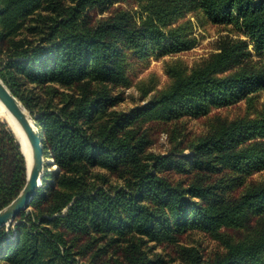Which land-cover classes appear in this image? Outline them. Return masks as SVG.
I'll return each instance as SVG.
<instances>
[{
  "label": "trees",
  "instance_id": "obj_1",
  "mask_svg": "<svg viewBox=\"0 0 264 264\" xmlns=\"http://www.w3.org/2000/svg\"><path fill=\"white\" fill-rule=\"evenodd\" d=\"M121 1L0 0V78L34 116L43 158L52 161L44 166H56L30 209L0 228V264H73L75 255L87 257L79 264H264V225L250 226L264 215V180L245 177L264 168V103L252 116L210 118L208 132L188 144L177 126L185 115L251 102L264 87V0H132L138 18L112 5ZM94 7L109 13L92 22L86 9ZM184 8L232 24L247 40L221 39L203 66L171 69L167 89L128 112L111 109L119 97L107 85L128 84L129 58L185 42L182 27L166 29ZM47 87L64 90L58 105L43 102L38 90ZM158 131L178 152L148 151ZM185 147L191 159L180 155ZM168 166L184 183L163 174ZM26 176L19 144L0 121V209ZM188 231L221 236L224 252L204 258L182 245L177 257L149 252L147 243L175 245Z\"/></svg>",
  "mask_w": 264,
  "mask_h": 264
},
{
  "label": "rangeland",
  "instance_id": "obj_2",
  "mask_svg": "<svg viewBox=\"0 0 264 264\" xmlns=\"http://www.w3.org/2000/svg\"><path fill=\"white\" fill-rule=\"evenodd\" d=\"M132 0H122L115 2L112 5L116 6L118 3L128 9L138 18V6ZM70 3L67 2L66 5ZM132 5V6H129ZM86 13L92 22L109 13L106 9L103 13L99 12L97 7L86 9ZM182 27L184 29L181 38L185 41L178 49L169 50L161 45L151 46L148 54L143 57L129 58L131 64L128 69V84L124 87H114L107 85L110 89V94L118 96L119 101L111 109L119 112H128L130 109L146 102L152 95L163 89H167L173 82L171 76V69L179 67L186 72H190L193 68L203 66L210 57L218 51L220 41L223 38H236L240 36L247 40V37L236 31L232 24L226 23H212L200 10H189L184 8L171 22L166 26L167 28ZM248 51L251 53L253 59H259L252 48V44L248 45ZM62 88L57 87L56 91L51 88L38 90L40 96L45 98L43 102L52 101L56 105L59 104L62 98ZM67 91V90H65ZM146 94V95H145ZM253 99L247 102L245 99H239L234 103L225 106H213L209 113L205 116H190L185 115L178 119L177 126L183 130V143L188 144L193 140L204 136L208 132L209 119L214 116L222 118L236 119L247 115L252 116V110L260 107L264 103V87L252 93ZM31 117L34 116L27 110ZM34 119V118H33ZM2 121V120H0ZM169 133L167 131H158L154 136V143L148 148L149 152L155 154H165L170 151L178 152L175 147L176 144L169 140ZM251 142V141H248ZM180 155H184L187 159H191L192 151L190 148H183ZM54 166L43 168L41 177L45 174L51 173ZM163 174L174 181H182L184 183V176L181 175L173 166L163 167ZM246 180H264V168L245 175ZM111 183L116 184L115 178H110ZM119 183V182H118ZM29 206V205H28ZM27 207L24 210H29ZM23 211V210H22ZM10 225V223H9ZM8 226L4 228L7 229ZM264 225V215L251 217L250 226L262 227ZM227 233L226 229H223ZM231 236L239 237L242 231L228 230ZM149 252L152 254H160L164 257H177L176 248L180 245L187 247H194L199 251L201 257H211L215 253H223L225 247L223 239L211 232L202 231H188L187 233L178 237L175 245L163 242H149L146 244ZM73 264L84 262L87 257L75 255ZM177 261V260H176ZM91 264V263H90Z\"/></svg>",
  "mask_w": 264,
  "mask_h": 264
},
{
  "label": "water",
  "instance_id": "obj_3",
  "mask_svg": "<svg viewBox=\"0 0 264 264\" xmlns=\"http://www.w3.org/2000/svg\"><path fill=\"white\" fill-rule=\"evenodd\" d=\"M0 102L17 120L23 135L22 138L24 139V143L28 147L27 149L21 139L19 141L17 140L20 151L25 160L27 170L26 182L19 194L10 203L0 209V228H2L13 222L19 212L26 209L32 198L35 196L36 190L41 183L44 158L42 154L39 130L35 128L37 127L35 120L1 78ZM28 159L30 161L29 167L27 165Z\"/></svg>",
  "mask_w": 264,
  "mask_h": 264
},
{
  "label": "bare ground",
  "instance_id": "obj_4",
  "mask_svg": "<svg viewBox=\"0 0 264 264\" xmlns=\"http://www.w3.org/2000/svg\"><path fill=\"white\" fill-rule=\"evenodd\" d=\"M0 120H2L3 122H5L7 124L9 130L14 134V137L16 138V140L19 141L21 139L23 144H25L24 139L22 138L23 135L21 133L20 126H19L17 120L10 114V112L6 109V107L1 102H0ZM35 128L37 129V127H35ZM26 147H27V145H26ZM27 149H28V147H27ZM28 152H29V150H28ZM44 160L46 163L52 164V161L50 160L49 157H47ZM27 163H28L27 165L29 167L30 166L29 159H28ZM52 166H54L53 169L56 168V166L54 164Z\"/></svg>",
  "mask_w": 264,
  "mask_h": 264
}]
</instances>
